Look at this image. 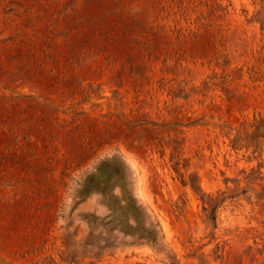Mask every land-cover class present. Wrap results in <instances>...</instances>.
<instances>
[{
	"label": "rangeland",
	"instance_id": "1",
	"mask_svg": "<svg viewBox=\"0 0 264 264\" xmlns=\"http://www.w3.org/2000/svg\"><path fill=\"white\" fill-rule=\"evenodd\" d=\"M0 264H264V0H0Z\"/></svg>",
	"mask_w": 264,
	"mask_h": 264
}]
</instances>
